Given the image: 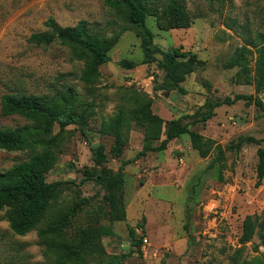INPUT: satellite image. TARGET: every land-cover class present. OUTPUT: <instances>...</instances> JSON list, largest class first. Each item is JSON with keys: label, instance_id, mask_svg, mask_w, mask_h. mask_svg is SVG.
I'll list each match as a JSON object with an SVG mask.
<instances>
[{"label": "rangeland", "instance_id": "obj_1", "mask_svg": "<svg viewBox=\"0 0 264 264\" xmlns=\"http://www.w3.org/2000/svg\"><path fill=\"white\" fill-rule=\"evenodd\" d=\"M148 1L162 4L169 0ZM182 1L192 20L190 27L170 28L168 16L162 20L149 16L147 23L154 45L165 51L182 46L205 61L181 83L184 92L162 86V53L155 54V61L144 63L140 35L144 30L127 23L107 0H0V127L36 126L35 121L21 115H1L4 93L56 98L69 90L70 106H65L63 115L73 114L81 123L53 125L50 147L58 159L47 180L62 182L57 206L82 205L65 238L73 240L84 229L111 225L109 233L103 231L94 238L97 242L87 255V264H232L240 247L242 260L264 258L259 234L245 244L240 241L245 217L254 213L264 216V181L257 185L258 149L264 147V110L254 101L223 104L209 120L190 124L191 130L222 145L226 156L223 167L216 161V151L201 157L189 134L170 141L166 150L136 158L145 142V114L136 111L120 157L110 153L115 137L101 131L105 119L121 110L129 111L132 98L138 94L152 98L151 111L165 121L181 117L190 122L227 96L246 94L264 101V89L258 92L255 84L236 82L239 66L227 67L235 50L248 46L254 51L249 55L254 68L257 47L264 44V0ZM50 17L61 26L86 19L92 33L105 37L127 28L111 49V60L101 65L96 81L82 80L85 61L75 58L69 46L54 42L46 47L29 41L33 33L48 30ZM125 59L133 60L136 66L124 67L121 61ZM249 137L260 142L248 141ZM243 139V145L236 147ZM98 145L105 146L107 168L116 171L122 161L133 160L125 166V211L122 207L118 211L119 216L125 212V218L113 222L105 198L107 190L96 180H83L84 169L95 165ZM33 152L0 148V174L28 160ZM131 228L135 229L133 236ZM38 231L15 233L6 210H0V264H53L54 257ZM142 235L149 239L146 253L132 245L134 237Z\"/></svg>", "mask_w": 264, "mask_h": 264}, {"label": "trees", "instance_id": "obj_2", "mask_svg": "<svg viewBox=\"0 0 264 264\" xmlns=\"http://www.w3.org/2000/svg\"><path fill=\"white\" fill-rule=\"evenodd\" d=\"M107 3L119 11L121 17L135 26L144 30L141 35V45L144 49V63L156 60L155 54L162 53V68L165 72L163 87L178 88L184 92L181 83L187 75L194 72L205 61L198 58L196 53L184 51L182 46L171 50H162L154 45V35L148 27V17L153 16L162 20L168 16L170 28H188L192 24L186 7L182 0H169L162 4H152L148 0H107ZM48 30L33 33L29 41L39 46H49L54 42L69 46L75 58L83 59L85 67L81 78L86 83L96 81L100 76L101 65L111 60L110 51L119 41L126 27L112 37L94 34L89 29V22L81 19L72 26H61L54 17L46 21ZM254 51L248 46L238 47L227 67L239 66L235 75L238 83L255 84L259 92L264 89V44L257 47V55L254 68L251 67L250 54ZM121 64L127 68H133L136 63L133 60H122ZM69 91V90H67ZM61 93L56 98L49 96L7 92L1 96V115L5 117L21 115L26 119L36 122L33 129H12L0 127V148L9 151L34 149L33 155L25 161L13 166L9 171L0 174V210H6V217L11 229L24 235L32 229L38 228L39 236L46 246L48 253L54 257L53 264H87V255L93 251L96 244L94 239L102 235L103 231L109 233L111 225L101 228L84 229L80 236L73 240L65 238L68 229L72 226L74 217L81 209V203L75 202L69 207L57 206V196L62 185L61 181H48L47 173L57 162V153L50 147L53 125L58 122L61 127L74 123H81L73 114L63 115L65 106L69 104L68 92ZM241 99L252 100L264 110V101L253 95L237 94L234 98L229 96L223 100H217L211 105L210 111L202 117H194L190 122H184L179 118L165 121L151 111L153 99L144 95H136L132 98L129 111L121 110L115 116L105 119L101 131L115 137V142L110 148V153L118 158L128 144V130L132 113L136 111L141 115L144 125L145 142L143 148L137 153L136 158L146 155L150 151H163L168 148L170 141L189 134L192 147L199 152L201 157H208L214 151L217 152L216 161L225 166V149L215 139L206 137L202 133L190 129L191 123L207 121L213 117L215 108L223 104H233ZM212 102V101H211ZM70 105H68L69 107ZM165 138L162 139V136ZM161 140L159 144L154 141ZM248 141L260 142L249 137ZM244 139L236 143V147L243 145ZM37 148H40L37 150ZM229 148H233L231 145ZM95 165L84 169V179L96 180L106 190V200L110 206V220L125 218V212L119 216L118 211L122 207L125 211V166L133 160L122 161L118 170L114 171L104 166L106 152L104 145H98L95 149ZM210 167L212 164L209 165ZM222 173V171H221ZM264 181V147L258 149L257 185ZM145 219V218H144ZM44 223V226H40ZM143 222L138 223L142 225ZM131 235L135 229L131 228ZM259 234L264 245V216L258 213L249 214L243 222L241 243L245 244ZM142 237H134L133 246H140ZM243 247L236 250L232 257V264H264V258L255 256L251 260H242ZM113 264H115L113 262Z\"/></svg>", "mask_w": 264, "mask_h": 264}, {"label": "built area", "instance_id": "obj_3", "mask_svg": "<svg viewBox=\"0 0 264 264\" xmlns=\"http://www.w3.org/2000/svg\"><path fill=\"white\" fill-rule=\"evenodd\" d=\"M137 232H139V230H137ZM142 240H143V242L139 247L133 246V248H134V250H141V251H144L146 253L147 252L146 246L149 244V239H148V237L142 235Z\"/></svg>", "mask_w": 264, "mask_h": 264}]
</instances>
